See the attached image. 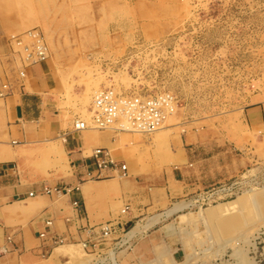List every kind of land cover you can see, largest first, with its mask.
Returning <instances> with one entry per match:
<instances>
[{"label": "rangeland", "instance_id": "rangeland-1", "mask_svg": "<svg viewBox=\"0 0 264 264\" xmlns=\"http://www.w3.org/2000/svg\"><path fill=\"white\" fill-rule=\"evenodd\" d=\"M3 41L44 67L63 127L101 139L122 192L147 189L131 216L117 197L113 220L81 228L67 144L49 143L40 166L62 178L41 194L67 216L20 264H264V0H0ZM105 89L172 108L154 133L94 128Z\"/></svg>", "mask_w": 264, "mask_h": 264}, {"label": "crops", "instance_id": "crops-1", "mask_svg": "<svg viewBox=\"0 0 264 264\" xmlns=\"http://www.w3.org/2000/svg\"><path fill=\"white\" fill-rule=\"evenodd\" d=\"M1 45L4 54L0 57V264H20L22 256H35L37 234L59 232L58 223L67 216V210L55 206L58 196L41 194L62 178L60 171L40 166L44 158L55 157L48 151L49 143L65 138L74 167L66 184L70 190H76L75 198L81 203V210L76 213L81 228L113 220L117 197H135L126 204L131 205V211H127L131 216L134 203L139 209L147 189L139 184L134 194L122 192L123 179L118 178L115 170L98 167L88 153L98 147L101 139L86 131L63 127L57 104L47 95L48 86L41 78L44 67L24 63L20 66L11 53L13 47L4 41ZM36 201L43 205L36 208Z\"/></svg>", "mask_w": 264, "mask_h": 264}, {"label": "built area", "instance_id": "built-area-1", "mask_svg": "<svg viewBox=\"0 0 264 264\" xmlns=\"http://www.w3.org/2000/svg\"><path fill=\"white\" fill-rule=\"evenodd\" d=\"M28 60L34 58V51L28 47ZM37 54L43 59L44 47H37ZM33 61L30 64H35ZM172 98L169 95L140 96L119 94L111 89H105L96 94L90 107L91 120L94 128L107 129L113 124L118 123L121 118L125 119V124H120L118 129L128 130L136 133L149 134L159 130L165 119V111L172 108ZM78 123L81 127L78 128ZM85 126L83 121L75 124V131H81ZM93 158L96 160L98 167L110 168L116 170L117 164L109 157V153L104 148H97L93 152ZM122 169L126 166L122 165ZM50 193V189H45ZM33 196V193L30 194Z\"/></svg>", "mask_w": 264, "mask_h": 264}, {"label": "bare ground", "instance_id": "bare-ground-1", "mask_svg": "<svg viewBox=\"0 0 264 264\" xmlns=\"http://www.w3.org/2000/svg\"><path fill=\"white\" fill-rule=\"evenodd\" d=\"M30 34H32V35H36L34 32H31ZM26 50L28 51V49H26ZM27 55L30 56V52H29V54L27 53ZM22 72H23V70H22ZM5 86H6V85H5ZM6 87H7V86H6ZM173 110H174V106H173ZM80 127H81V123H78V128H80ZM84 129H85V126H84L83 130H84ZM81 130H82V129H81ZM63 140L65 141V138H63ZM55 146H56V145H55ZM55 146H54V148H55ZM54 148H53V149H54ZM96 149H97V148H95L94 151H95ZM55 151H56V150H55ZM94 151H93V152H94ZM28 154H29V153H28ZM123 176H124V175H123ZM38 198H40V197H38ZM34 205H35L36 208H38V207H41V206L43 205V203H42V202H39V201H36ZM181 206H182V205H181ZM185 206H186V205H185ZM178 208H179V207H178ZM180 209H181V208H180ZM173 211H174V210H173ZM170 212H172V211H169V213H170ZM149 222H150V221H149ZM147 226H148V225H147ZM143 227H145V226H143ZM131 233H133V232H131Z\"/></svg>", "mask_w": 264, "mask_h": 264}]
</instances>
